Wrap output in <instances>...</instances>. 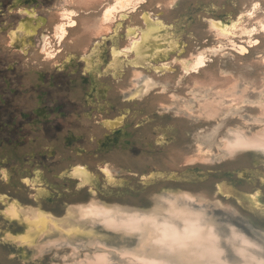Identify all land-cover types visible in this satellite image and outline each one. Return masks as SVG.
Returning <instances> with one entry per match:
<instances>
[{"label":"rangeland","instance_id":"374dc122","mask_svg":"<svg viewBox=\"0 0 264 264\" xmlns=\"http://www.w3.org/2000/svg\"><path fill=\"white\" fill-rule=\"evenodd\" d=\"M15 1L0 0V170L11 169L19 184H4L0 175V213L14 203L20 215L31 222L27 221L25 227L21 221L10 224L0 214V264H71L100 249L114 262L123 263L125 259L114 249L140 247L136 237L113 233L133 239L127 245L107 243L97 237L99 234L92 227L95 218L87 215L88 205L104 204L130 213L161 216L163 199L181 202L182 192L196 199L193 204L202 206L221 232H226L227 226H236L264 247V211H244L237 198V194L259 193L260 207L264 209V150L251 148L226 156L221 149L229 131L254 133L262 127L255 120L261 119L264 105V34L256 33L255 45L239 55L225 48L223 40L213 36L207 26L213 19L229 22L230 26L240 17L250 26L248 29L254 30L261 26L259 21L264 24V0H141L137 11L121 21L120 49L126 40L122 38L123 29L142 27L141 16L148 14L151 20L156 18L169 29L174 27V40L180 42L178 53H171L167 61L158 63H167V72H155L141 64L135 66L139 72L135 75L129 64L114 68V78L113 66L106 67V46H110L106 41L97 52L102 62L92 78L99 85L89 105L85 99L93 84L85 74L81 58L105 37L96 31L98 14L115 0L18 2L17 9H33L46 18L42 29L46 33H50L58 11L76 12L75 24L67 28L57 60L50 65L37 56V36L30 39L27 54L4 42L7 32L21 19L14 7L8 9ZM112 21L110 32L116 26V21ZM200 54L205 56L200 70L181 74L174 58ZM68 56L71 60L67 62ZM63 63L65 69L61 67ZM232 84L237 95L226 94ZM204 100L219 101L217 115L208 116L200 107ZM123 113L128 136L122 144L108 143L99 124ZM73 165L87 167L97 175L96 186L80 189L70 181L66 172ZM104 166L117 180L115 185L104 181ZM190 171L197 175L188 177ZM157 172L182 179L173 181L160 176L142 183L140 178ZM34 173L41 177V188L52 190L50 199H36L34 190L40 186L33 189L22 183L33 190L29 192L20 185L22 180L34 178ZM222 183L231 187L226 197L219 194ZM81 208L85 209V216ZM74 226H81L84 232L79 235L71 231ZM25 229L28 232L20 235ZM64 233V243L50 245L41 253L35 247L39 234L42 240ZM9 234L22 238L13 240L7 237ZM94 240H103L108 246L98 247ZM15 242L26 247L17 248ZM226 256L234 263L237 261L227 248Z\"/></svg>","mask_w":264,"mask_h":264},{"label":"bare ground","instance_id":"6f19581e","mask_svg":"<svg viewBox=\"0 0 264 264\" xmlns=\"http://www.w3.org/2000/svg\"><path fill=\"white\" fill-rule=\"evenodd\" d=\"M140 2L141 0H115V3L113 5L111 4L112 6L107 7L106 9L104 7V10L100 9L96 31L100 32V36L105 37L104 39H99V43L97 44V46H94V50L90 51L88 57L83 56V66L84 70L86 71L85 74L91 79V83L93 84L91 92L86 94L87 99H85V103L87 105L92 103L91 98H93V95H97L96 87L99 84H95L96 82H94V79L92 77L93 71H96L98 64L102 62L100 58H97V52L105 47L107 43L106 41L110 42V46L106 47L108 48L107 54H109V59H112V62L109 65L110 67L113 66L112 70L114 71V78L117 76V72L114 68H116L117 66L123 67V65L129 64L133 69V73L135 72V75H138L137 73H139L135 71V69H137L135 68V66H141V64L147 66L149 69H152L155 72L157 71L164 73L169 71L167 63L161 65H159L158 63L167 61L171 53H178L180 42L174 40V27L169 29L164 21H158L156 18L155 20H151L150 15L143 14L140 19V21L143 23L142 27L131 28L126 31L125 29H123L124 35H122V38L124 37V39H126L125 45L123 48L121 47V49V45H118V40H120L119 29L123 27L121 21L126 19V17H129L132 13H135L138 8L136 6L139 5ZM63 11L64 13L59 24L58 31L59 33H62V35L67 32L68 27L72 26L75 23L73 15L76 14L72 10L64 9ZM112 20L116 21V26L114 25V29L110 32L109 30L111 26L109 25V23H111ZM236 20V23L229 26V22L223 23L219 19H213V21L207 23V26L211 30L213 36H216L223 40V44L226 46L225 48H227L228 50L230 49L239 55H242L245 50H249V48L255 45L254 42L256 41L254 40V35L256 33L264 34V24L263 22L259 21L261 26L258 25L253 30V28L248 29L250 28V26H246L244 20H241L240 17H238ZM104 31H107V33H104ZM106 36H109L108 39H106ZM243 38H246L247 40L243 41L242 43L238 42V39ZM111 46L113 47L111 48ZM156 47H163V49L156 50V52H153V54L151 55L150 52L156 49ZM116 50L118 51L116 52ZM113 51L116 54L115 56H112L111 54ZM174 61L175 63L178 62V67L181 74H188L193 72L195 73L196 71L198 72L200 70V67H202V64L205 62V56L203 54H200L187 59L174 58ZM170 64L171 63H169V65ZM106 67L108 68V66ZM141 88L142 87H140V89ZM226 94L237 95L235 91V84H232L230 88L226 90ZM240 99L242 100V96H240ZM218 104V100L214 102L204 100L200 104V107L206 111L208 116L209 114L217 115L219 111V109H217ZM99 108L97 109L99 110ZM261 108V119L255 120L257 123H262L261 129L254 133H246L243 130L241 131L239 129L229 131L222 143L221 149L224 155L233 156L235 152L251 148L264 150V105L261 106ZM124 112L125 114L128 113L126 111ZM121 115L122 114H120V116ZM109 120H113V118ZM99 126L100 128H102L104 138H106V141H108V143L110 141L112 142L111 144L119 145L122 144L121 141L125 137H127V133L125 131L126 124L124 113L122 118H118L114 122H107L106 120H104L99 124ZM74 166L75 165H73L70 170L72 174L69 173L70 177H72L70 181L73 180L75 184L79 182L78 188L80 189L87 188V186H96V179L98 178L97 175L89 172V169L87 167H82L80 165L75 167ZM102 170L104 172V181L108 182L109 184L115 185L117 180L115 181L114 179H112L114 176H112L107 166H104ZM11 174V169L0 170V175L2 176L3 183L7 185L19 184V180H16V178L13 179V176ZM195 174L196 172L190 171L188 177ZM169 175L163 173L160 176H162L166 180L173 181L182 179V176L180 177L177 175H173V177L170 178ZM160 176L155 175L153 178H160ZM23 178L24 177H22V179ZM153 178L150 176L148 178L145 177L141 180L142 183H145L146 181L149 182ZM22 183L27 187L31 186V188L33 189L37 186L42 185L41 177L38 173H34V178L28 177V179H24L23 182H20V185L24 187V189H26ZM224 185V183L220 184L218 189L220 196L226 197L231 193V190L230 188H226ZM31 188H28L26 190L29 192H33ZM51 191L49 188H41V186L40 189L34 190L35 195L37 196L36 199L38 201L43 199L44 201L50 199V197L53 195ZM257 194L259 193H252V195L255 197V200H259V196ZM179 195L181 196V199H183V201L181 202L176 199H163L164 204L161 216H159L160 214L146 215L140 212L133 211L132 213H130L128 212L129 210L127 211L124 208H110L109 206L107 207L104 204L100 206L99 204L98 206L93 205L90 207L88 205L87 215L95 218V220L91 219L92 223L95 224V226H92L93 228H96V226H98L101 229L110 231V234L112 236H116L117 241L118 239L123 238H120L119 235L113 233H120L123 237L128 238H132L133 236L136 237L137 244L140 247H136V249L134 248L133 250L126 246H121L120 248L114 249L118 252V255L125 259L123 263L119 264H179V261H182L183 264H264V247H262V244L259 243L260 241L255 239L253 240L251 236L249 237L247 234L239 230V228H237L236 226H227L228 228L226 232H221L209 220V216L208 213H206V210H204L202 206L193 204L196 200L195 198H192L191 195L183 192ZM252 198L253 197H249L247 199L246 197H242V199L239 201V203L243 206L242 208L244 211H246L245 209H247V212L249 210L254 211L251 205L255 204V200H253ZM13 204H11V207H9L5 212L0 214L4 215L3 217L8 220L16 218L18 219L17 223L21 221L22 223H24V227L27 226L26 222H29L30 219L25 218V216L22 217L19 211L16 210L15 205L13 206ZM79 210L84 216L86 215L84 212L85 209L82 210L81 208ZM256 210L264 211V209H261V207L258 208V205L256 206ZM97 220L99 224L97 223ZM10 221L7 222L11 224ZM37 223V221H34L35 227L39 226ZM81 226H74L71 231L78 232V234L80 235L79 232H84L81 231ZM27 232L28 230L25 229L22 233L19 234L25 235ZM69 234L70 233H68V235ZM49 236L53 235L49 234ZM7 237L13 236L9 234ZM106 237L107 236L103 237L102 239H105ZM41 238L42 234H39V236L37 237V239L40 240H37L35 238L37 240L35 247L38 248L39 253L44 251L46 247H50V245H58L59 243H61V241H63L64 243L67 237L64 233V235L59 234V236L55 237H43L42 240ZM101 241L97 240L95 241V243H93L98 247L108 246L107 244H104L103 240ZM111 241L114 240L111 239ZM109 245L111 247H114L111 244ZM146 247L147 249H145ZM226 248L237 260L235 263L230 261L228 256H226ZM96 251L99 252H94V254H91L89 256L86 255L83 257V259L76 260L71 264H118L110 259L109 254L105 252V250L104 252L101 249ZM180 258L182 260H180Z\"/></svg>","mask_w":264,"mask_h":264},{"label":"flooded vegetation","instance_id":"af4514ba","mask_svg":"<svg viewBox=\"0 0 264 264\" xmlns=\"http://www.w3.org/2000/svg\"><path fill=\"white\" fill-rule=\"evenodd\" d=\"M22 1L23 0H16L8 8V9H13L12 7H14V9L17 10V13L21 17V19L18 20V23L13 27V29H11L7 32V37L5 38L4 42L6 44H8L7 46L14 48V47H18V44H20L21 42L23 43L25 40H30L32 37L37 36V39L39 41L37 56L40 58V61L43 63H46V65L47 64L50 65V64L55 63L57 60V54L60 52V46L64 42L63 40L65 39V36L67 34V33H65L64 35H62V33L58 32L59 31V24H60L61 19L63 17V13H64L63 10L64 9H61L60 11L57 12V15H56L57 20L54 21L52 23V25H50L51 26L50 33H46L47 30L42 31V29L44 28V25L46 23V18L44 16L38 14V12H35L33 9H29V8H25V7L17 9L18 2H22ZM75 16H76V14L73 15V18ZM10 33H14L15 34L14 37H11L9 35ZM108 37L106 39H108ZM18 38H20V40H18ZM103 38L104 37H101V39H103ZM98 43L99 42H97V44ZM97 44L94 46H97ZM30 45H31V43H30ZM30 45L24 46L19 51L20 52L22 51V53L26 52L27 51L26 49H28V47ZM93 48L91 50H93ZM111 48H112V46H111ZM27 53L28 52H26L25 54H27ZM47 54H49V55H47ZM111 54H112V56L116 55L114 51ZM83 56L88 57L89 55L84 53ZM83 56L81 58L82 62H84ZM70 60H71V56L66 57L67 62ZM111 62H112V59L108 58V61L106 62V66H108ZM64 63H65V61H64ZM64 63L61 65V67L63 69H65ZM55 67H57V66H55ZM68 172L66 174H68V177H70L71 173L69 174ZM69 179H72V177H70ZM36 189H38V188H36Z\"/></svg>","mask_w":264,"mask_h":264},{"label":"water","instance_id":"95a60500","mask_svg":"<svg viewBox=\"0 0 264 264\" xmlns=\"http://www.w3.org/2000/svg\"><path fill=\"white\" fill-rule=\"evenodd\" d=\"M104 39V38H103ZM30 43H32V42H30V40H25V42H21L20 44H18V47L20 48V50L24 47V46H26V45H28V44H30ZM160 49H163V47H156V49H154V50H152V52H150L151 53V55L153 54V52H156V50H160ZM94 50V49H93ZM116 52H117V50H116ZM123 117V115H121V116H118V117H114V119L113 120H109V119H107L106 121L107 122H114L115 120H117L118 118L120 119V118H122ZM127 136H128V134H127ZM126 142V141H125ZM250 151V150H249ZM163 173H161V172H157V173H150L149 174V177L151 176L152 178L155 176V175H157V176H160V175H162ZM244 175H245V173H243ZM198 176H202L201 174H198ZM169 177L170 178H172L173 177V174H170L169 175ZM140 179H143V178H140ZM226 188H230V190H231V187L229 186V185H224ZM90 191V190H89ZM89 191H88V193H89ZM241 195V196H240ZM242 197H246L247 199L249 198V197H253V196H250V194L249 195H242V194H237V198H238V201H240L241 199H242ZM255 201H258L259 202V200H255ZM254 201V202H255ZM260 204V203H259ZM261 205H258V208L260 207ZM253 211V210H252ZM254 212L255 213H258L257 211H255L254 210ZM260 212V211H259ZM18 220V219H17ZM94 231H97V233L99 234L97 237H100L101 236V238H103V237H105V236H107L106 238H105V240L104 241H106L107 243H110V241H111V239L112 240H114V241H111L113 244H118V243H121V244H125V245H127V244H129V240H133V239H126V238H123V239H118V241H117V238H116V236L115 235H111L110 234V232L109 231H106V230H104V229H100V227H98V226H96V228H94ZM94 233V232H93ZM103 236V237H102ZM22 238V236H15V237H11L13 240H15V239H21ZM116 240V241H115ZM135 240V239H134ZM11 242H13V241H11ZM136 242V241H135ZM16 245V244H15ZM20 246V245H19ZM22 247H26V246H24V245H22ZM21 246L20 247H17V248H22Z\"/></svg>","mask_w":264,"mask_h":264},{"label":"snow or ice","instance_id":"6c2138e0","mask_svg":"<svg viewBox=\"0 0 264 264\" xmlns=\"http://www.w3.org/2000/svg\"><path fill=\"white\" fill-rule=\"evenodd\" d=\"M9 35H10L11 37H14L15 34H14V33H10ZM257 195H258V194H257ZM252 199L255 200V197H253Z\"/></svg>","mask_w":264,"mask_h":264}]
</instances>
